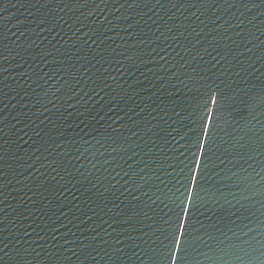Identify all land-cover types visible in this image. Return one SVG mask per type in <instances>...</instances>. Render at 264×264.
Masks as SVG:
<instances>
[{
    "label": "water",
    "instance_id": "95a60500",
    "mask_svg": "<svg viewBox=\"0 0 264 264\" xmlns=\"http://www.w3.org/2000/svg\"><path fill=\"white\" fill-rule=\"evenodd\" d=\"M23 249L264 264L261 0H0V264Z\"/></svg>",
    "mask_w": 264,
    "mask_h": 264
},
{
    "label": "clouds",
    "instance_id": "9594fccd",
    "mask_svg": "<svg viewBox=\"0 0 264 264\" xmlns=\"http://www.w3.org/2000/svg\"><path fill=\"white\" fill-rule=\"evenodd\" d=\"M246 235H236L232 239L229 245V251L226 254H235L238 259L242 258V255L246 252V246L250 243L249 240L245 239Z\"/></svg>",
    "mask_w": 264,
    "mask_h": 264
},
{
    "label": "snow or ice",
    "instance_id": "6c2138e0",
    "mask_svg": "<svg viewBox=\"0 0 264 264\" xmlns=\"http://www.w3.org/2000/svg\"><path fill=\"white\" fill-rule=\"evenodd\" d=\"M262 3H264V0H261ZM57 91H59L57 89ZM129 169L131 170V165L129 166ZM125 175H129L128 172L125 173ZM136 173L133 171L132 172V176H135ZM181 235H183V233H181ZM173 248L176 247L175 245V242L173 243ZM119 251V250H117ZM169 257H168V261L171 262V264H176V261L172 259V256H171V249H169ZM18 257H19V260H20V264H23L24 262V259L28 256V255H31V252L28 250V249H23V252L22 254L20 252L17 253ZM146 257H147V260H148V264H156V260H155V257L153 255H151L149 252L146 254Z\"/></svg>",
    "mask_w": 264,
    "mask_h": 264
}]
</instances>
